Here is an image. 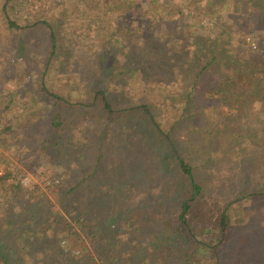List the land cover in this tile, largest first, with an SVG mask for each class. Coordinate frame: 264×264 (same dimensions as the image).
I'll list each match as a JSON object with an SVG mask.
<instances>
[{
	"label": "rangeland",
	"instance_id": "374dc122",
	"mask_svg": "<svg viewBox=\"0 0 264 264\" xmlns=\"http://www.w3.org/2000/svg\"><path fill=\"white\" fill-rule=\"evenodd\" d=\"M19 1L22 5L13 19L30 28L21 38L13 34L11 42L0 47V52L13 54L6 65L0 61V70L5 67L0 71L4 75L0 76V177L13 169L20 172L16 176L26 178L24 186L33 192L30 197L56 202L53 190L65 198L72 216L63 210L62 227L72 236L61 248L79 258L88 255L87 248L94 264H180L170 257L171 250L178 256V250L183 251L185 264H189L185 256L192 253L197 258L192 264H264V199L257 195L264 193V112L254 116L248 110L236 117L217 98L203 95L204 83L193 89L192 78L204 63L193 68L191 62L197 37L200 45L218 38L222 44L230 40L234 48L243 45L260 52L264 45L254 44L242 30L247 22L239 20L252 6L243 10L240 0ZM41 23L54 30V56L50 31L37 27ZM233 26L239 27L234 34ZM119 55L125 57V66ZM170 56L173 59H167ZM44 87L72 106H54ZM98 87L106 90L118 112L111 127L101 123L109 114L95 99ZM140 105L148 107L149 120L127 112ZM59 112L62 126L56 130L51 119ZM85 117L92 125L76 131ZM10 126L14 131L5 135ZM22 126L27 128L19 132ZM58 144L59 152L75 155L62 159L54 151ZM118 147L125 151L119 157ZM32 149L55 153L53 158L63 162L48 161L47 154L28 162L24 153ZM177 152L203 187L190 219L200 240L218 246L216 223L225 211L231 217L230 234L219 245L218 256L207 250L197 253L178 230V203L188 197V186L183 185ZM49 167L55 170L48 180L50 188L31 170L46 172ZM57 181L58 186L52 185ZM76 183L81 186L74 194L63 193ZM20 200L8 198L0 187L5 220L30 221L45 231L50 212L33 199ZM80 200L90 215H73ZM80 219L86 226L79 224ZM125 233L127 241H122L120 235Z\"/></svg>",
	"mask_w": 264,
	"mask_h": 264
},
{
	"label": "trees",
	"instance_id": "16d2710c",
	"mask_svg": "<svg viewBox=\"0 0 264 264\" xmlns=\"http://www.w3.org/2000/svg\"><path fill=\"white\" fill-rule=\"evenodd\" d=\"M240 4L242 5L243 10L248 5L252 6V10L249 14H241L239 18L241 24L244 25L245 22H247V26L242 28L243 33H245V35L246 33L251 35L253 37L254 44L260 46L264 45V0H240ZM21 5V1L19 0H10L9 2H7V0H3L0 17V47H6V44L11 42L13 34L17 35L18 38H21L23 37V33L27 32L30 28V26L21 25L13 19V14L21 7ZM37 27H40L44 31H50L49 41L51 44V55L54 56L57 48V41L53 28L47 23H41ZM238 28V26H233L232 34L236 33ZM172 33L173 32L170 34ZM223 39L225 40V37H223ZM199 40L200 38L197 37L195 40L196 43L192 48L194 56L191 62L193 63V68H195V66L197 67L200 63H204V66L200 71L194 74L192 78L195 82L193 83V89L196 90L197 87L199 88V84L202 85L204 83L202 85L203 95H208V98L209 96L217 98L218 101L216 102H218L222 107L227 108L229 111L231 110V112H235L236 117H238L240 113L243 114L248 110H251L254 116H256L258 112H264V46H261L262 50L258 52L254 51L252 47L245 49L243 45L241 47L239 46L234 48L230 40L227 44L223 43L224 45L220 43L222 41H219L218 38L208 41L205 45H200ZM200 46L203 47L202 51L200 50ZM12 55L13 54L11 52H0V61L6 65L13 59ZM170 57L167 59H173V57ZM48 58L50 59V57ZM182 60L183 59L181 57L179 62H182ZM118 61H120L124 66L127 63L123 55L118 56ZM4 68L5 67L0 70L1 73L4 71ZM124 69H127L129 75H132L130 68L124 67ZM123 74H125V72ZM0 76L1 78L2 76L4 77V75ZM92 89L94 88L92 87ZM44 90L46 91L48 98L54 101V106H60L61 109L72 106V102L64 99L60 94L55 92L51 93L47 91L45 87ZM94 92L96 101L100 100L104 104V109L109 114L107 118L101 119V123L106 127L113 126L117 122L115 117H117L118 112L113 110L106 90L98 87V89ZM189 105L190 98H188L185 111H187ZM249 105L252 107L249 108ZM213 106L217 107V104H214ZM8 107L9 106H7L6 109H8ZM210 107L212 111L217 109L216 107ZM127 112L138 113L139 116L146 118V120H149L151 115L148 107L145 105L134 107L131 110H127ZM231 112L229 117L232 116ZM60 113L61 112L58 114L56 113L53 119H51L53 121L52 127L56 130H59L62 126ZM123 119L124 117H121V123L123 122ZM254 120L256 119L254 118ZM151 124L154 129L158 130V123L152 120ZM88 125H92L91 119L85 117L82 119L81 123L75 127V130L83 132L82 128ZM208 126L209 124L204 125L205 128H208ZM25 128H27V126H22L18 130L19 132H24ZM14 129L15 128L12 126L8 127L5 130V135L12 133ZM263 132L264 129L261 130V133ZM159 133L161 134L160 131ZM166 140H168L172 151L175 152V145L170 139H168V136H166ZM76 142L77 140H73V143ZM59 148L60 145L58 144L56 150L54 151L59 153V155H62V159L66 161L69 160L71 154L72 156L75 155V153H67L68 151H63L61 153L58 150ZM20 149L21 148H19V150ZM124 152L125 151L122 147H118L116 149L117 157L121 156ZM116 153L110 151V154L113 156ZM44 154H47L46 157L48 156V161L58 160L59 162H63L56 159L57 156L56 158H53L52 155L55 156V153L51 154L47 151L44 153L39 149L37 152L36 149L32 152H25L24 158L26 157L25 160L28 162H33L37 157L42 159L41 155ZM176 156L179 162L180 171L184 175L183 179H185L183 185L188 186V197L178 203L180 211V215L178 217V230L179 232L182 231L186 235L187 239L197 249V253L203 252L202 250H207L218 256L220 252L219 245L224 244L229 237L231 217L228 212L225 211L216 223L218 231V246L210 245L200 240L198 237L200 235L192 228V222L190 219L192 213L195 211L194 205L196 204L198 198L203 194V187L197 181L194 170L187 163L186 159H184L179 152L176 153ZM43 160L45 159L43 158ZM79 161H83L81 160V157L79 158ZM31 170L35 175H39V179L42 180L44 186L47 187L49 177L54 176L55 173V170L51 167L47 168L46 172H44L43 169H40L39 171H35L34 169ZM19 173L20 172L12 169L7 171L4 176L0 177V187H2L3 191H6L7 197L12 199L20 198L21 200L33 199L36 204L45 207L48 212H50L51 217L47 222L46 230L42 231L34 228L30 221L15 223L13 218L5 220V214L0 213V264H94L95 258L87 248L86 251L88 255L86 254L81 258L74 255L71 251L61 248L62 243L69 241V238L72 236L69 229H64L62 227V218L65 213L63 210L72 216L69 208L65 206V198L63 196L59 197V195L55 194V191L53 190L51 192L53 193L56 202L48 199L38 200L34 197H30L33 192L24 186L25 177L16 176V174ZM58 176L62 179H66L63 174H58ZM70 176H73V174ZM60 183L61 181H58L57 184L54 182L52 185L58 186ZM79 186H81V183H76L75 187L70 188L68 192L63 193L74 194ZM31 187L36 189L34 186ZM34 189L31 188L32 191ZM132 192L134 193L135 189H132ZM257 195L264 199V193ZM134 196H137L136 193ZM134 199L137 200L138 198L134 197ZM80 202L81 200L75 202V205L79 204V207L75 210V212H72L73 215H76L77 217L90 215L91 212L89 208L87 206L80 205ZM83 222L84 221L82 219L79 220V224L86 226V223ZM11 226H15V230H12ZM96 237L97 236H94L92 244H94L97 240ZM127 238V233L120 235V239L122 241H127ZM178 253L180 256L171 250V255H169L172 259L178 260L180 264H185L183 251L178 250ZM185 257L189 259V264L195 263L194 260L197 259L195 258L194 253H192L190 257L187 255ZM154 259H156V257Z\"/></svg>",
	"mask_w": 264,
	"mask_h": 264
},
{
	"label": "built area",
	"instance_id": "2783aa9c",
	"mask_svg": "<svg viewBox=\"0 0 264 264\" xmlns=\"http://www.w3.org/2000/svg\"><path fill=\"white\" fill-rule=\"evenodd\" d=\"M58 182V181H57Z\"/></svg>",
	"mask_w": 264,
	"mask_h": 264
}]
</instances>
